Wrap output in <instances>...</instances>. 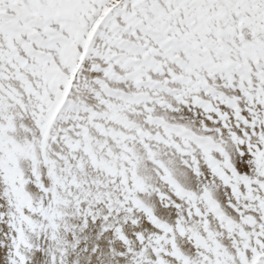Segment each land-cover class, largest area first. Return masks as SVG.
Listing matches in <instances>:
<instances>
[{"label":"snow or ice","instance_id":"obj_1","mask_svg":"<svg viewBox=\"0 0 264 264\" xmlns=\"http://www.w3.org/2000/svg\"><path fill=\"white\" fill-rule=\"evenodd\" d=\"M0 264H264V0H0Z\"/></svg>","mask_w":264,"mask_h":264},{"label":"rangeland","instance_id":"obj_2","mask_svg":"<svg viewBox=\"0 0 264 264\" xmlns=\"http://www.w3.org/2000/svg\"><path fill=\"white\" fill-rule=\"evenodd\" d=\"M62 76L63 74L60 73L57 77L54 78L52 84L50 85V87L53 88L57 94H59V84L63 82L61 79ZM66 91H67V88H65V92Z\"/></svg>","mask_w":264,"mask_h":264}]
</instances>
